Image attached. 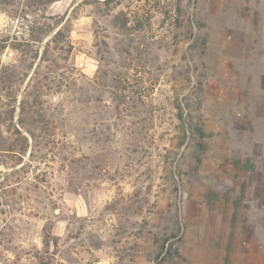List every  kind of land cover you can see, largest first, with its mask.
Here are the masks:
<instances>
[{"label":"rangeland","instance_id":"rangeland-1","mask_svg":"<svg viewBox=\"0 0 264 264\" xmlns=\"http://www.w3.org/2000/svg\"><path fill=\"white\" fill-rule=\"evenodd\" d=\"M193 263L264 264V0H0V264Z\"/></svg>","mask_w":264,"mask_h":264},{"label":"trees","instance_id":"trees-1","mask_svg":"<svg viewBox=\"0 0 264 264\" xmlns=\"http://www.w3.org/2000/svg\"><path fill=\"white\" fill-rule=\"evenodd\" d=\"M56 35H57V36H55V37L57 38V37H58V35H60V31H58V32L56 33Z\"/></svg>","mask_w":264,"mask_h":264},{"label":"bare ground","instance_id":"bare-ground-1","mask_svg":"<svg viewBox=\"0 0 264 264\" xmlns=\"http://www.w3.org/2000/svg\"><path fill=\"white\" fill-rule=\"evenodd\" d=\"M193 264H195V263H193Z\"/></svg>","mask_w":264,"mask_h":264}]
</instances>
